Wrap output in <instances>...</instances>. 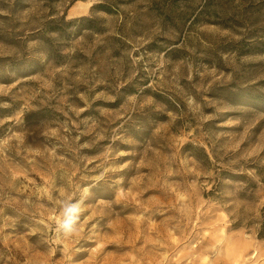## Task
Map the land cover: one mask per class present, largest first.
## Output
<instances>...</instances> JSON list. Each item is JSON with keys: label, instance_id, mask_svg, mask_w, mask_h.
<instances>
[{"label": "rangeland", "instance_id": "1", "mask_svg": "<svg viewBox=\"0 0 264 264\" xmlns=\"http://www.w3.org/2000/svg\"><path fill=\"white\" fill-rule=\"evenodd\" d=\"M260 232L264 0H0V264H264Z\"/></svg>", "mask_w": 264, "mask_h": 264}, {"label": "clouds", "instance_id": "2", "mask_svg": "<svg viewBox=\"0 0 264 264\" xmlns=\"http://www.w3.org/2000/svg\"><path fill=\"white\" fill-rule=\"evenodd\" d=\"M87 189H85V196L87 195ZM84 198L79 200H70L62 204L61 211L56 218L57 233H62L64 237H69L78 234V221L80 220L82 205Z\"/></svg>", "mask_w": 264, "mask_h": 264}, {"label": "trees", "instance_id": "3", "mask_svg": "<svg viewBox=\"0 0 264 264\" xmlns=\"http://www.w3.org/2000/svg\"><path fill=\"white\" fill-rule=\"evenodd\" d=\"M258 236H259V237H264V232H260V233L258 234Z\"/></svg>", "mask_w": 264, "mask_h": 264}]
</instances>
